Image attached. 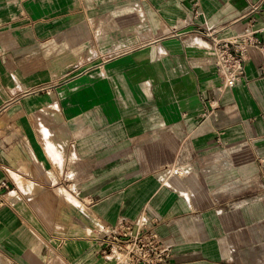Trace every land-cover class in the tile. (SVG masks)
<instances>
[{
    "label": "crops",
    "instance_id": "obj_1",
    "mask_svg": "<svg viewBox=\"0 0 264 264\" xmlns=\"http://www.w3.org/2000/svg\"><path fill=\"white\" fill-rule=\"evenodd\" d=\"M141 1L152 38L127 50L131 68L110 71L104 85L79 86L78 77L66 78L41 91L33 71L27 85L13 89L12 72L3 66L12 49L1 47L0 253L11 264L93 263L105 257L92 238L95 230L121 218L155 220L167 242L164 228L186 210L180 194L155 175L159 162L190 159L213 144L246 143L264 177V28L256 31L261 44L251 49L244 75L231 88H219L210 51L195 44L212 45L198 28L233 38L253 19L260 29L264 0ZM73 5L0 0V46L48 38L67 27L68 14L78 12ZM120 75L126 83L117 86ZM176 123L182 136L173 150L159 140L164 127ZM179 172L175 166L164 177L182 188ZM187 253L172 246L167 264H227Z\"/></svg>",
    "mask_w": 264,
    "mask_h": 264
},
{
    "label": "rangeland",
    "instance_id": "obj_2",
    "mask_svg": "<svg viewBox=\"0 0 264 264\" xmlns=\"http://www.w3.org/2000/svg\"><path fill=\"white\" fill-rule=\"evenodd\" d=\"M73 7L78 12L68 14L67 27L53 29L48 38L37 44L0 46V51L1 47L4 51L12 49L4 53L3 66L12 72L9 79L13 89L27 85L33 71L34 87L41 91L48 85L61 84L66 78L78 77L79 86L104 85L110 71L130 67L129 59L125 58L127 50L140 48L145 40L152 38L153 30L143 22L146 13L141 0H74ZM195 42L198 47L212 49L205 42ZM122 76L116 78L117 86L126 83V76ZM83 96L91 99L90 93L84 92ZM164 129L163 141L159 142L176 150L181 142V126L170 124ZM239 144L209 145L193 158L157 165L155 175L180 194L186 210L164 228L167 242L161 237L171 246L187 250L186 255L191 259L264 264V177L256 172L248 155L249 148L236 157L232 148ZM222 150L227 151L226 155H220ZM175 166L182 171L176 173L183 181L182 188L164 177ZM196 189L200 193L195 194ZM69 196L83 207L78 197ZM195 201L199 202L197 206ZM98 261L99 264H134L124 252H114L86 264ZM0 264L11 262L0 253Z\"/></svg>",
    "mask_w": 264,
    "mask_h": 264
},
{
    "label": "built area",
    "instance_id": "obj_3",
    "mask_svg": "<svg viewBox=\"0 0 264 264\" xmlns=\"http://www.w3.org/2000/svg\"><path fill=\"white\" fill-rule=\"evenodd\" d=\"M258 5H253L249 13ZM250 21L248 28L233 38H214L208 29L198 28L199 32L212 40L210 54L219 88H231L241 80L251 49L261 44L255 33L263 30L264 24L260 29H255L254 20ZM156 224L155 220L145 223L121 218L114 225L96 229L92 238L98 244L100 254L105 257L114 252H124L134 264H167L171 259L172 246L162 239Z\"/></svg>",
    "mask_w": 264,
    "mask_h": 264
},
{
    "label": "bare ground",
    "instance_id": "obj_4",
    "mask_svg": "<svg viewBox=\"0 0 264 264\" xmlns=\"http://www.w3.org/2000/svg\"><path fill=\"white\" fill-rule=\"evenodd\" d=\"M51 149H53V148H51ZM232 149H234L235 153L236 152H239V153L245 152L247 149V145H246V143H241V144L237 145L236 147H233Z\"/></svg>",
    "mask_w": 264,
    "mask_h": 264
}]
</instances>
